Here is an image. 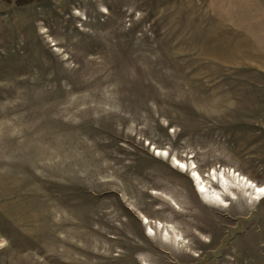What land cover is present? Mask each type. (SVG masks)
<instances>
[{
  "label": "rangeland",
  "instance_id": "1",
  "mask_svg": "<svg viewBox=\"0 0 264 264\" xmlns=\"http://www.w3.org/2000/svg\"><path fill=\"white\" fill-rule=\"evenodd\" d=\"M256 186L264 0H0V264H264Z\"/></svg>",
  "mask_w": 264,
  "mask_h": 264
},
{
  "label": "trees",
  "instance_id": "2",
  "mask_svg": "<svg viewBox=\"0 0 264 264\" xmlns=\"http://www.w3.org/2000/svg\"><path fill=\"white\" fill-rule=\"evenodd\" d=\"M4 1L11 3L14 0H4ZM15 1H16V4L23 6V5L31 4V3L35 2L36 0H15Z\"/></svg>",
  "mask_w": 264,
  "mask_h": 264
},
{
  "label": "bare ground",
  "instance_id": "3",
  "mask_svg": "<svg viewBox=\"0 0 264 264\" xmlns=\"http://www.w3.org/2000/svg\"><path fill=\"white\" fill-rule=\"evenodd\" d=\"M176 166L178 167V168H187V165H182L181 163H177L176 164ZM225 178V177H224ZM216 179V178H215ZM217 180V179H216ZM256 188V190H257V193H261V195L263 194L264 195V193H262V192H260V191H258L259 189H264V187L263 186H256L255 187Z\"/></svg>",
  "mask_w": 264,
  "mask_h": 264
},
{
  "label": "snow or ice",
  "instance_id": "4",
  "mask_svg": "<svg viewBox=\"0 0 264 264\" xmlns=\"http://www.w3.org/2000/svg\"><path fill=\"white\" fill-rule=\"evenodd\" d=\"M258 191H260V192L264 193V189H259Z\"/></svg>",
  "mask_w": 264,
  "mask_h": 264
}]
</instances>
